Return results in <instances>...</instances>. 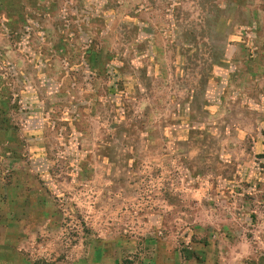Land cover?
<instances>
[{
	"label": "rangeland",
	"instance_id": "obj_1",
	"mask_svg": "<svg viewBox=\"0 0 264 264\" xmlns=\"http://www.w3.org/2000/svg\"><path fill=\"white\" fill-rule=\"evenodd\" d=\"M0 264H264V0H0Z\"/></svg>",
	"mask_w": 264,
	"mask_h": 264
},
{
	"label": "trees",
	"instance_id": "obj_2",
	"mask_svg": "<svg viewBox=\"0 0 264 264\" xmlns=\"http://www.w3.org/2000/svg\"><path fill=\"white\" fill-rule=\"evenodd\" d=\"M14 24H15V20H14ZM93 49V48H92ZM90 49V45L87 46V48L85 49L86 52V58H85V63L87 65L88 70L92 71V69H96V63H97V52ZM93 70V71H94Z\"/></svg>",
	"mask_w": 264,
	"mask_h": 264
}]
</instances>
